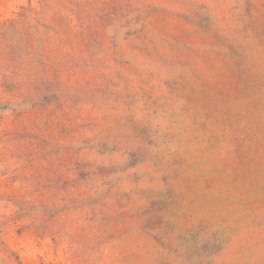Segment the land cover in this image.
<instances>
[{"label":"rangeland","instance_id":"374dc122","mask_svg":"<svg viewBox=\"0 0 264 264\" xmlns=\"http://www.w3.org/2000/svg\"><path fill=\"white\" fill-rule=\"evenodd\" d=\"M0 264H264V0H0Z\"/></svg>","mask_w":264,"mask_h":264}]
</instances>
